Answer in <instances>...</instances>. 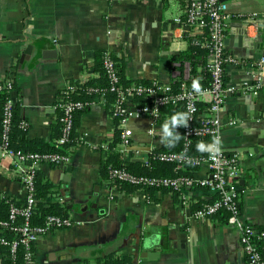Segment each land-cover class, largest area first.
Wrapping results in <instances>:
<instances>
[{
	"label": "crops",
	"instance_id": "crops-1",
	"mask_svg": "<svg viewBox=\"0 0 264 264\" xmlns=\"http://www.w3.org/2000/svg\"><path fill=\"white\" fill-rule=\"evenodd\" d=\"M224 1L230 14L226 53L233 61L224 68L229 90L220 114V142L225 149L242 153L240 213L260 233L264 88L249 93L243 86L254 82L251 65L257 68L264 56V0ZM185 6L177 0H0V80L13 82L10 97L26 122V138L55 141L57 102L71 81L99 76L94 67L98 50L119 59L126 80L170 82V56L188 47V35L204 33L173 22L176 17L184 20ZM254 17L262 27L252 24ZM209 99L206 96L203 102ZM128 104L133 110V98ZM166 120L153 124L155 133L149 135L152 122L133 116L128 122L130 147L124 149L120 127L103 98L96 97L80 114L69 160L36 164L51 192L44 202L64 207L72 222L50 228L33 244L36 264H111L124 258L131 264H249L240 231L227 221L225 212L194 217L196 208L212 200L203 188L125 189L111 183L108 170L103 171L112 152L135 162L166 146L162 130ZM25 165L0 154V194L24 202L20 173ZM208 172L202 163L190 177L199 180ZM261 251L264 257V240ZM6 259L0 247V264Z\"/></svg>",
	"mask_w": 264,
	"mask_h": 264
},
{
	"label": "built area",
	"instance_id": "built-area-1",
	"mask_svg": "<svg viewBox=\"0 0 264 264\" xmlns=\"http://www.w3.org/2000/svg\"><path fill=\"white\" fill-rule=\"evenodd\" d=\"M184 21L180 17L173 18V22L177 25L189 26L200 32L207 33V37L203 44L208 48V56L205 68L209 73L210 85L203 89L188 88L183 82L180 89L174 91L172 82L180 75V63L171 62L172 80L170 82H161L152 80L146 85H134L123 87L118 84V75L115 63L110 56L106 55L103 61L104 70L110 79L109 90L116 93V100L113 105L112 115L116 118L120 127V145L126 149L130 147L132 138V129L128 122L133 116L146 117L152 122V126L148 128L149 135L155 133L153 124L158 123L160 119V108L165 105H181L184 113L188 114L187 125H178L183 131V147L178 151H163L154 153L150 150L147 154V162L151 154L154 158L163 162H174L176 168L187 165L199 166L206 163L209 169L208 175L194 180L188 176H152L138 175L124 168L110 167L108 174L111 179L119 182L136 185L140 188L144 187H167L171 190L179 191L185 188L200 187L207 193L212 195V200L203 203L194 210V217H208L218 212H225L227 221L240 231V241L242 247L248 256L249 264H264L259 250L254 243V228L248 222H245L240 213L239 208V176H240V158L241 152L230 151L225 149L221 142L218 150H205V156H193L187 152L192 136H204L205 144H211L214 137H219L221 127V110L225 103L226 92L229 88L224 81L225 65L232 62L233 58L226 53V36L227 23L230 14L227 10V4L222 0H188L184 10ZM252 24L256 27H262L258 24L256 18H252ZM258 24V26H257ZM256 65H251L250 74L254 78V82L244 85V92L253 93L258 89L264 88V56H261ZM182 78L187 79L189 74V66L185 62L181 65ZM13 89V82L10 79L0 80V93L3 102V118L1 120V141L0 154L5 158H13L22 164H26L21 169L20 181L26 191V198L22 205L10 204L8 211V219L13 221L16 216L23 218V224L20 226H10L13 231V239H9L0 234V247L6 246L9 249L8 256L12 258L19 244L25 250V263L36 264L33 244L50 228H61L69 226L72 222L67 217L49 214L45 217L42 226H32L30 224V216L36 205V197L34 196V173L37 170L36 164L42 161L50 163H61L69 160V154L54 153L50 155H41L37 152L24 153L21 150L14 149L9 144V131L12 119L13 101L10 97ZM134 95L142 96L147 99L146 103L136 104L131 110L128 102ZM209 96V106L206 111L201 114L200 125L194 124L195 112L197 111V103L203 102ZM101 98V97H100ZM62 108V133L57 138L58 144H64L69 139L73 129L72 110L82 106V102L66 101L60 104ZM232 123V122H230ZM21 125L26 128V122L21 120ZM141 150L135 149V153L139 154ZM252 153H248L251 156ZM185 202V200L183 201ZM0 220L1 228L9 226L8 221ZM258 238H264V232L258 234Z\"/></svg>",
	"mask_w": 264,
	"mask_h": 264
},
{
	"label": "trees",
	"instance_id": "trees-1",
	"mask_svg": "<svg viewBox=\"0 0 264 264\" xmlns=\"http://www.w3.org/2000/svg\"><path fill=\"white\" fill-rule=\"evenodd\" d=\"M168 0H163V2H167ZM188 0H177L180 4L187 3ZM184 21V20H183ZM207 37L206 31L203 34H193L188 35V47L185 50L179 51L177 53H173L170 56V61H177L180 63L179 71H182L181 65L183 63H187L189 66V74L187 79H183L181 76L175 78L172 82V88L174 91L180 89L181 84L184 82L188 88H195V89H203L210 85V77L209 73L207 72L205 65L207 62L208 56V48L204 46L203 42ZM108 55L110 58L113 59L115 63V68L118 75V84L122 85L123 87L130 86L131 84L134 85H146L150 83L149 80H126L120 70H119V59L112 55L111 53L105 50H98L94 57V67L96 71L99 72V76L97 78H91L85 81H71L68 88H66L59 101L57 102V108L59 110L58 116V126L59 131L57 138L60 137L62 133V122L60 121V117H62V108L60 104L66 101H81L82 106L79 108H74L72 110V120H73V129L69 136V139L64 144H58L57 138L55 141L52 142H45L41 139H27L26 138V128L21 125V119L19 118L18 109L16 105H13L12 108V119H11V126L9 131V144L12 148L21 150L24 153L28 152H37L41 155H50L54 153H61L67 154L69 152V147L74 141L76 137L75 128L79 121V116L82 112L86 111L90 104L94 101L96 97L103 98L106 105L109 106V111L112 113L113 105L116 100V93L111 92L109 90L110 87V79L104 70L103 61L105 56ZM181 74V73H180ZM224 76V81H225ZM0 95H3L0 93ZM133 100L136 104H144L146 103L147 99L142 96H133ZM209 103L198 102L197 103V111L195 112L194 117V124L200 125L201 122V114H203ZM3 102L0 99V141H1V120L3 118ZM178 112H183V106L177 105H165L160 108V119L169 120L170 117ZM116 119V118H115ZM117 121V120H116ZM174 133L179 136V139L176 140L174 143L169 144L167 141L166 146L153 151L154 153L163 152V151H178L183 147V131L181 128H175ZM207 135L204 136H192L187 152L193 156L203 157L205 156V151H199L197 148V144L199 142H205ZM168 140V138H167ZM117 141V140H116ZM154 154L150 155V158L147 162L145 161H124L119 154L116 152H112L108 158L107 162L103 165V171H106L110 167H118L124 168L132 173L138 175H152V176H167V177H175V176H188L190 177L192 171L197 168L198 166H191L187 165L181 168H176L174 162H163L159 161L158 159L153 157ZM109 177V176H108ZM111 183L114 182L119 184L125 189H134L140 188L136 185L128 184L125 182H119L108 178ZM152 188L158 189H165L167 187H144L145 191ZM169 189V188H168ZM51 195L49 190L48 183H43L38 170L34 173V196L36 197V205L34 210L29 218L30 224L32 226H42L45 222V217L49 214L59 215L62 217H67V213L64 207L57 203H49L46 205L44 202L45 199ZM15 204L17 206L22 205L24 202H16L11 198L5 197V195L0 194V220L7 221L8 219V211L10 204ZM9 226H5L1 228L0 234H3L9 239H13V231L10 230V226H20L23 224V218L21 216H16L13 221H8ZM259 232H255L254 234V243L259 250V253L264 260L261 251V242L264 238H258ZM1 248L6 253L8 259L4 260L3 264H24L25 263V250L24 247L19 244L16 248V251L12 258L8 256L9 249L6 246H1ZM111 264H131L129 258L124 259H117Z\"/></svg>",
	"mask_w": 264,
	"mask_h": 264
},
{
	"label": "clouds",
	"instance_id": "clouds-1",
	"mask_svg": "<svg viewBox=\"0 0 264 264\" xmlns=\"http://www.w3.org/2000/svg\"><path fill=\"white\" fill-rule=\"evenodd\" d=\"M188 114L183 112H178L170 117L169 120H166L162 125L163 135L165 138H168L169 144L174 143L179 139V136L174 133L175 128L178 125H187ZM220 143L219 137H214L213 142L211 144L206 145L203 142H199L197 144V148L199 151L212 150L216 148L218 150V145Z\"/></svg>",
	"mask_w": 264,
	"mask_h": 264
},
{
	"label": "water",
	"instance_id": "water-1",
	"mask_svg": "<svg viewBox=\"0 0 264 264\" xmlns=\"http://www.w3.org/2000/svg\"><path fill=\"white\" fill-rule=\"evenodd\" d=\"M222 1H224V0H222ZM239 39L241 40L242 39V36H239ZM142 255L143 256H145V255L148 256V252H142Z\"/></svg>",
	"mask_w": 264,
	"mask_h": 264
}]
</instances>
